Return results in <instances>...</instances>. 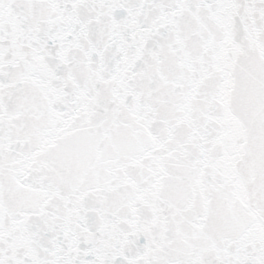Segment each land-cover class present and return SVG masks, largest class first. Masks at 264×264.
Listing matches in <instances>:
<instances>
[{
	"label": "snow or ice",
	"instance_id": "obj_1",
	"mask_svg": "<svg viewBox=\"0 0 264 264\" xmlns=\"http://www.w3.org/2000/svg\"><path fill=\"white\" fill-rule=\"evenodd\" d=\"M0 264H264V0H0Z\"/></svg>",
	"mask_w": 264,
	"mask_h": 264
}]
</instances>
